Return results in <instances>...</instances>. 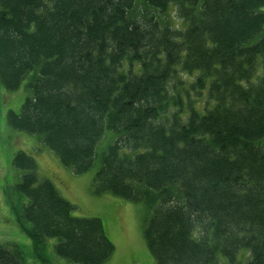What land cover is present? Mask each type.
Returning a JSON list of instances; mask_svg holds the SVG:
<instances>
[{
  "label": "trees",
  "instance_id": "16d2710c",
  "mask_svg": "<svg viewBox=\"0 0 264 264\" xmlns=\"http://www.w3.org/2000/svg\"><path fill=\"white\" fill-rule=\"evenodd\" d=\"M145 2L0 0V82L14 91L33 71L7 124L77 175L113 131L92 190L147 208L154 264H264V0ZM12 165L34 247L57 238V256L106 264L101 220L72 216L24 151ZM0 264H23L16 244Z\"/></svg>",
  "mask_w": 264,
  "mask_h": 264
},
{
  "label": "rangeland",
  "instance_id": "374dc122",
  "mask_svg": "<svg viewBox=\"0 0 264 264\" xmlns=\"http://www.w3.org/2000/svg\"><path fill=\"white\" fill-rule=\"evenodd\" d=\"M145 3V0H135L138 9ZM168 16L175 25L178 19L174 16L173 4L168 8ZM262 36L264 25L254 41ZM32 77L33 71L28 72L14 91H7L0 82V245L16 244L22 252L23 264H76L56 255L57 238H48L35 248L32 240L18 229L13 208L27 199L16 190L20 171L12 165V160L16 152L24 151L35 160L38 177L50 179L60 195L74 206L72 216L101 220L106 236L114 245L106 264H154L144 235L150 216L147 208L107 192L97 195L92 190L102 153L116 138L113 131H104L96 145L92 167L77 175L44 147L40 135L13 130L7 124L8 112L18 113L25 98L32 94L28 86Z\"/></svg>",
  "mask_w": 264,
  "mask_h": 264
}]
</instances>
